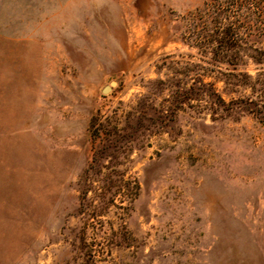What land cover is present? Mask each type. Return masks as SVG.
<instances>
[{
    "label": "rangeland",
    "instance_id": "1",
    "mask_svg": "<svg viewBox=\"0 0 264 264\" xmlns=\"http://www.w3.org/2000/svg\"><path fill=\"white\" fill-rule=\"evenodd\" d=\"M204 1L0 0V264H264V63Z\"/></svg>",
    "mask_w": 264,
    "mask_h": 264
},
{
    "label": "trees",
    "instance_id": "2",
    "mask_svg": "<svg viewBox=\"0 0 264 264\" xmlns=\"http://www.w3.org/2000/svg\"><path fill=\"white\" fill-rule=\"evenodd\" d=\"M188 22L191 43L207 63L231 67L221 70L224 82L242 76L237 81L247 84L251 74L238 70L245 58L264 63V0H205L188 13ZM97 137L90 133L91 141Z\"/></svg>",
    "mask_w": 264,
    "mask_h": 264
},
{
    "label": "water",
    "instance_id": "3",
    "mask_svg": "<svg viewBox=\"0 0 264 264\" xmlns=\"http://www.w3.org/2000/svg\"><path fill=\"white\" fill-rule=\"evenodd\" d=\"M111 84H114V82H112ZM108 89H109V86H105V87L103 88V92H106Z\"/></svg>",
    "mask_w": 264,
    "mask_h": 264
}]
</instances>
